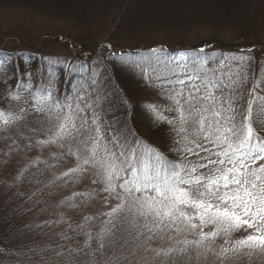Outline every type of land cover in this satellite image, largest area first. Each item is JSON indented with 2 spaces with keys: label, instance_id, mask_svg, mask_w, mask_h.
I'll use <instances>...</instances> for the list:
<instances>
[{
  "label": "snow or ice",
  "instance_id": "obj_1",
  "mask_svg": "<svg viewBox=\"0 0 264 264\" xmlns=\"http://www.w3.org/2000/svg\"><path fill=\"white\" fill-rule=\"evenodd\" d=\"M253 51L199 47L170 52L161 46L108 53V59L168 102L145 104L144 111L154 127L169 126L168 150L175 159L109 116L116 93L100 86L97 77L103 73L95 62L88 68L48 60L49 78L40 85L30 76L23 83L22 76L9 86L4 77L0 140L7 151L0 163L18 158L7 188L22 199L21 215L33 212L45 195L71 192L55 204V218L19 230V239H31L0 246V260L264 264V136L255 127V118L264 116V60ZM0 55V63L12 58ZM100 63L107 71L106 60ZM53 65L90 75L70 81L71 90L62 92L52 78ZM33 151L37 154L29 156ZM25 182L33 185L27 194L20 191ZM96 200L102 201V211L85 214L75 224L69 221L68 211ZM59 225L66 227L57 232ZM40 236L50 237L49 242Z\"/></svg>",
  "mask_w": 264,
  "mask_h": 264
},
{
  "label": "trees",
  "instance_id": "obj_2",
  "mask_svg": "<svg viewBox=\"0 0 264 264\" xmlns=\"http://www.w3.org/2000/svg\"><path fill=\"white\" fill-rule=\"evenodd\" d=\"M14 7L23 8L27 12L43 13L54 21L75 24L78 26V31L83 35L86 34L87 37L85 41H75L71 40L70 35L61 36L57 33L58 35L38 36L35 40L25 41L22 37L14 39L7 30L0 27V54L8 53L12 57L7 63H0V90L4 88V77H7L9 86L16 85L21 81L22 76L23 83L28 82L29 76L34 85L46 82L50 68L48 60L66 59L69 63L84 64L88 68L93 67L95 62L98 71L103 73L102 76L97 77L100 86L116 93L113 98L115 106L112 109L115 115L113 117L112 113H109V116L126 123L140 139L153 145L160 152H162L160 146L153 144L152 139L159 133L164 134L169 128L166 123L154 127L152 116L144 111V105L149 104L144 99L145 90L147 91L149 86L143 80L123 70L118 61L108 59L109 52L122 48L124 36L136 25L145 26L152 23L164 26L175 38L168 39L163 44V47L170 52L177 49L205 48L209 44H214V49L205 50L227 52L240 48H253L251 55L260 60L261 54L257 52L256 47L264 46V34L259 35L256 30L261 12L264 11V0H0L2 9ZM111 9L116 11L112 27L105 36L97 39L99 36L93 31L92 25L96 19L105 16ZM194 25L208 26L212 32L230 31L231 39L221 41L213 34L202 43L182 42L181 37ZM45 40L47 41L44 42ZM109 45L111 48L107 47ZM53 47H60L64 53L63 51L54 53ZM148 48L150 47L141 50ZM101 49L105 51L101 52ZM2 59L3 56L0 55V61ZM102 59L106 60L107 71H104V64L100 63ZM51 67L55 72L52 78L57 81V86L62 92L71 90L70 81L75 82L82 75H90L89 72H73L70 68L65 72L64 65ZM121 100L125 102L121 103ZM255 121L264 125V116H257ZM143 132L146 134L144 135ZM166 139H170L168 133ZM162 153L169 159L176 158L175 155L172 156L173 153ZM22 212L23 209L15 207L12 199H8L5 203L0 201V246L14 247L31 239L28 235H25L23 240L19 239V230L27 223L40 222L31 219L36 213L30 218L32 212L21 215ZM78 238L81 241L83 236ZM37 239L41 242H49L50 237L40 236ZM0 264H8V261L0 260Z\"/></svg>",
  "mask_w": 264,
  "mask_h": 264
},
{
  "label": "rangeland",
  "instance_id": "obj_3",
  "mask_svg": "<svg viewBox=\"0 0 264 264\" xmlns=\"http://www.w3.org/2000/svg\"><path fill=\"white\" fill-rule=\"evenodd\" d=\"M116 18V11L111 9L108 14L105 16L99 17L93 23V31L99 36L97 39H101L102 36H105L107 32L111 29L113 21ZM0 27H3L7 30L10 36L16 38H25V41L29 39L35 40L38 36L40 37H48L53 35H58L60 33L63 35H70L71 40L75 41H85L87 37L86 34L83 35L78 31V26L66 21H54L50 19L43 13L39 12H27L25 9L20 7L2 9L0 8ZM257 33L259 35L264 34V11L261 12V16L258 20L256 26ZM55 33V34H54ZM215 34L221 41H229L231 39L230 31H219L212 30L205 25H194L192 26L186 34L181 37V41L186 44H194V43H202L208 38L212 37ZM168 39H175L173 35L167 32L164 26H160L157 24L148 23L145 26L136 25L132 31L124 36V40L121 43V49H144L146 47H161ZM45 40L44 42H46ZM179 42V41H178ZM216 45V44H215ZM177 49V48H176ZM205 49H214V44H209L205 47ZM238 50V49H237ZM258 53L261 54L260 60H264V46L256 47ZM54 53H62L63 49L60 47H53ZM64 53V51H63ZM144 99L148 101L149 104H156L160 106L167 105V101L164 100L159 91L152 87L147 88L144 93ZM166 116H170L171 113H164ZM255 126L261 135H264V125H261L260 122L255 121ZM169 128V126H168ZM168 130L163 134L159 133L156 138L152 139L153 144L160 146L162 152H169V145L171 143L170 139H166ZM145 135L146 133L143 132ZM166 134V135H165ZM147 140H149L147 138ZM7 151L5 148V142L0 140V161L6 159L4 156V152ZM37 153L35 151L30 152L29 156H34ZM172 154V153H171ZM47 155V153H45ZM174 157V154H172ZM18 158L14 155L12 160L3 164L0 163V201H4V203L8 199H12L15 207L20 208L19 206L22 204V199L14 196L12 193L15 189L9 190L7 188L8 184L12 183V178L16 174V170L19 167L17 162ZM23 161H21L22 163ZM42 180H46L47 177H40ZM33 187L32 184H25L20 188L21 192L25 194L29 193L30 189ZM83 187L82 185L80 186ZM71 189H60L57 190L52 197L45 195L43 197V202L41 206L33 211L29 216L36 222H42L51 217V213L54 212L55 204L62 199L64 196L70 195ZM104 208L102 201L96 200L91 202L87 207L68 211L67 217L69 221L73 224L81 221L82 216L85 214L93 215L102 211ZM22 210V208H20ZM42 209H47V211H42ZM60 227L61 229L57 228ZM56 227V231H62L66 225H59ZM72 234V233H70ZM74 235V234H72ZM81 238V237H80ZM79 239V238H78ZM83 239L81 238V241ZM75 243V241H72Z\"/></svg>",
  "mask_w": 264,
  "mask_h": 264
}]
</instances>
